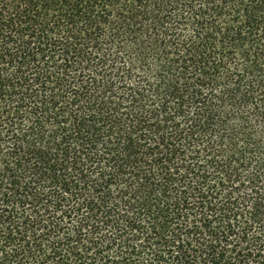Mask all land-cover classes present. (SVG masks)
<instances>
[{
  "label": "trees",
  "instance_id": "1",
  "mask_svg": "<svg viewBox=\"0 0 264 264\" xmlns=\"http://www.w3.org/2000/svg\"><path fill=\"white\" fill-rule=\"evenodd\" d=\"M0 264H264V0H0Z\"/></svg>",
  "mask_w": 264,
  "mask_h": 264
}]
</instances>
